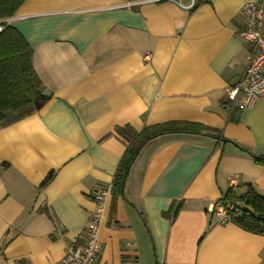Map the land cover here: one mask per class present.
Listing matches in <instances>:
<instances>
[{
	"label": "crops",
	"instance_id": "obj_1",
	"mask_svg": "<svg viewBox=\"0 0 264 264\" xmlns=\"http://www.w3.org/2000/svg\"><path fill=\"white\" fill-rule=\"evenodd\" d=\"M254 1L23 4L11 25L51 99L0 124V264L60 261L84 238L93 193L113 183L129 144L119 129L172 121L221 134H165L141 149L113 214L107 199L93 264H264V236L214 212L232 181L264 196V166L240 149L264 156V97L240 110L227 96L246 68L242 9Z\"/></svg>",
	"mask_w": 264,
	"mask_h": 264
},
{
	"label": "trees",
	"instance_id": "obj_2",
	"mask_svg": "<svg viewBox=\"0 0 264 264\" xmlns=\"http://www.w3.org/2000/svg\"><path fill=\"white\" fill-rule=\"evenodd\" d=\"M27 0H0V22L13 18ZM4 29L0 31V124L11 113L23 110L39 111L51 99L43 91L41 79L33 66V48L19 30L11 24L1 23ZM127 128L119 131L127 136L129 142L122 156L111 188L113 202L111 214L114 213L115 201L124 197L125 182L130 170L139 155L141 149L151 140L165 134L187 133L218 137L221 132L199 123L172 121L145 127L140 133L130 131L125 134ZM223 141L228 142L229 140ZM250 155L258 165L264 166V156H257L244 148H240ZM55 173L51 172L43 186L53 180ZM227 203L238 204L231 210H227L229 223H233L241 229L264 236V196L260 195L253 186L246 185L241 194H237L233 188L219 199ZM175 209L174 218L179 211ZM167 216L166 213H164Z\"/></svg>",
	"mask_w": 264,
	"mask_h": 264
},
{
	"label": "built area",
	"instance_id": "obj_3",
	"mask_svg": "<svg viewBox=\"0 0 264 264\" xmlns=\"http://www.w3.org/2000/svg\"><path fill=\"white\" fill-rule=\"evenodd\" d=\"M174 1L182 7L192 9L195 5L209 0H190L189 5H184L183 0H162ZM245 23L240 31V36L245 43L250 45V52L247 56L246 68L240 80L227 90L230 105L240 110H252L257 102L264 97V0L249 2L242 9ZM13 19L4 20L1 23L11 24ZM4 29L0 26V31ZM235 181H232L230 188H235ZM111 186L100 188L93 193L96 209L91 214L84 238L81 242L71 243L67 254L54 264H93L101 251L99 239L101 226L106 218L107 199L111 194ZM238 204L218 201L214 212L219 216V224L229 223L227 210L233 209Z\"/></svg>",
	"mask_w": 264,
	"mask_h": 264
}]
</instances>
